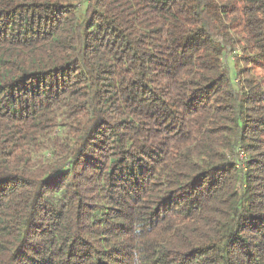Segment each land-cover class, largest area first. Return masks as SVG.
Instances as JSON below:
<instances>
[{"label": "trees", "instance_id": "trees-1", "mask_svg": "<svg viewBox=\"0 0 264 264\" xmlns=\"http://www.w3.org/2000/svg\"><path fill=\"white\" fill-rule=\"evenodd\" d=\"M0 264H264V0H0Z\"/></svg>", "mask_w": 264, "mask_h": 264}, {"label": "rangeland", "instance_id": "rangeland-1", "mask_svg": "<svg viewBox=\"0 0 264 264\" xmlns=\"http://www.w3.org/2000/svg\"><path fill=\"white\" fill-rule=\"evenodd\" d=\"M230 65H231V69H232V79L236 82V81H238L237 79H236V77H235V63H234V60L231 58V60H230Z\"/></svg>", "mask_w": 264, "mask_h": 264}]
</instances>
